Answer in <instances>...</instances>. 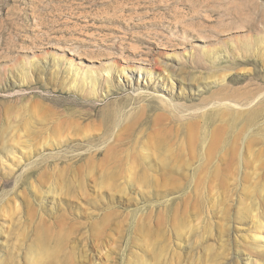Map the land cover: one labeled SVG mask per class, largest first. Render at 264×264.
<instances>
[{
  "label": "rangeland",
  "instance_id": "374dc122",
  "mask_svg": "<svg viewBox=\"0 0 264 264\" xmlns=\"http://www.w3.org/2000/svg\"><path fill=\"white\" fill-rule=\"evenodd\" d=\"M0 264H264V0H0Z\"/></svg>",
  "mask_w": 264,
  "mask_h": 264
},
{
  "label": "bare ground",
  "instance_id": "6f19581e",
  "mask_svg": "<svg viewBox=\"0 0 264 264\" xmlns=\"http://www.w3.org/2000/svg\"><path fill=\"white\" fill-rule=\"evenodd\" d=\"M229 1V0H228ZM242 8V7H241ZM141 39V38H140ZM132 44V43H131ZM147 54V53H146ZM134 61V60H133ZM136 61H138V60H136ZM141 61H142V59H141ZM145 61V60H144ZM143 62V61H142ZM141 62V63H142ZM133 63V62H132ZM145 63V62H144ZM146 64V63H145ZM166 64V66L168 65L167 63H165ZM135 65V64H134ZM131 67V66H130ZM135 67V69H132V73L135 75H137L138 76V78H137V76H136V79H137V81H136V84H137V87H139V88H145V86H148V85H150V83H152V81H153V79H152V77H153V72H145L143 69H142V67L141 66H133L132 68H134ZM128 68V67H127ZM126 68V69H127ZM125 69V70H126ZM128 70V69H127ZM146 70V69H145ZM105 72H107L108 73V75H109V71L108 70H105ZM126 73H127V71H126ZM131 73V74H132ZM130 74V75H131ZM111 75V74H110ZM128 76V75H127ZM132 76V75H131ZM109 76H107V78H108ZM109 79V78H108ZM147 79H150V81L151 82H147ZM170 81V80H169ZM173 81V80H172ZM133 83V82H132ZM97 84V83H96ZM168 102H170L169 100H167V103Z\"/></svg>",
  "mask_w": 264,
  "mask_h": 264
}]
</instances>
